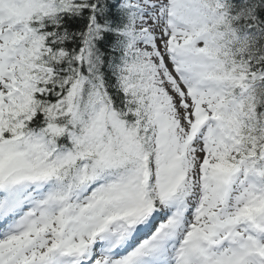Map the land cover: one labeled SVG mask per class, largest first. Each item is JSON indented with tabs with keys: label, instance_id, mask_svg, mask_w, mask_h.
<instances>
[{
	"label": "snow or ice",
	"instance_id": "snow-or-ice-1",
	"mask_svg": "<svg viewBox=\"0 0 264 264\" xmlns=\"http://www.w3.org/2000/svg\"><path fill=\"white\" fill-rule=\"evenodd\" d=\"M0 264H264V0H0Z\"/></svg>",
	"mask_w": 264,
	"mask_h": 264
}]
</instances>
